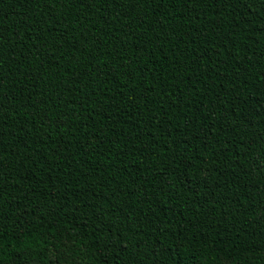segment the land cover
I'll return each instance as SVG.
<instances>
[{
  "label": "trees",
  "instance_id": "trees-1",
  "mask_svg": "<svg viewBox=\"0 0 264 264\" xmlns=\"http://www.w3.org/2000/svg\"><path fill=\"white\" fill-rule=\"evenodd\" d=\"M264 264V0H0V264Z\"/></svg>",
  "mask_w": 264,
  "mask_h": 264
},
{
  "label": "rangeland",
  "instance_id": "rangeland-1",
  "mask_svg": "<svg viewBox=\"0 0 264 264\" xmlns=\"http://www.w3.org/2000/svg\"><path fill=\"white\" fill-rule=\"evenodd\" d=\"M32 264H37V263H32ZM224 264H231L229 261H224Z\"/></svg>",
  "mask_w": 264,
  "mask_h": 264
}]
</instances>
